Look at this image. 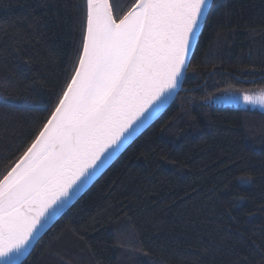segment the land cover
<instances>
[{
    "label": "trees",
    "instance_id": "obj_1",
    "mask_svg": "<svg viewBox=\"0 0 264 264\" xmlns=\"http://www.w3.org/2000/svg\"><path fill=\"white\" fill-rule=\"evenodd\" d=\"M82 2L0 0V179L72 75ZM109 2L119 19L136 0ZM212 3L171 105L21 264H264V115L209 104L264 89V0Z\"/></svg>",
    "mask_w": 264,
    "mask_h": 264
},
{
    "label": "snow or ice",
    "instance_id": "obj_2",
    "mask_svg": "<svg viewBox=\"0 0 264 264\" xmlns=\"http://www.w3.org/2000/svg\"><path fill=\"white\" fill-rule=\"evenodd\" d=\"M212 7V0H136L117 19L109 0H83L72 75L20 162L0 179V264H21L50 223L166 105ZM242 99L264 111V89ZM235 264L247 261L237 253Z\"/></svg>",
    "mask_w": 264,
    "mask_h": 264
},
{
    "label": "water",
    "instance_id": "obj_3",
    "mask_svg": "<svg viewBox=\"0 0 264 264\" xmlns=\"http://www.w3.org/2000/svg\"><path fill=\"white\" fill-rule=\"evenodd\" d=\"M110 3V2H109ZM133 9V8H132ZM131 9V10H132ZM200 35V34H199ZM198 35V37H199ZM198 40V39H197ZM197 40H195L193 42V50L195 48V45L197 43ZM193 51L190 52L189 54V59H188V63L186 65V68L184 70V75L183 77L181 78L180 82H179V86L176 88L175 91L172 92L168 102L166 103V105L151 119L149 120L145 125L144 127H142L121 149L120 151L116 154V156H114L112 158V160L88 183V185L84 188V190H82L76 197L73 198L72 202L70 203V205L68 207H66L64 209L63 212H61L51 223L50 225L47 227V229L41 234L40 237L37 238L36 241L33 242V247L32 249L34 248L35 244L37 243V241L44 235V233L95 183V181L115 162V160L133 143V141L139 137L148 127H150L166 110L167 108L170 106V104L172 103V101L174 100V98L176 97V95L178 94V92L180 91L181 89V86H182V82L184 80V76H185V73H186V70H187V67H188V64H189V61H190V58H191V55H192ZM237 103V102H235ZM20 162V159L17 161V163L13 166L15 167L18 163ZM12 167V168H13ZM11 168V169H12ZM32 249L30 250V252L32 251ZM30 254V253H29ZM28 254V255H29ZM27 255V256H28ZM27 256L21 261V263L27 258Z\"/></svg>",
    "mask_w": 264,
    "mask_h": 264
},
{
    "label": "rangeland",
    "instance_id": "obj_4",
    "mask_svg": "<svg viewBox=\"0 0 264 264\" xmlns=\"http://www.w3.org/2000/svg\"><path fill=\"white\" fill-rule=\"evenodd\" d=\"M132 8H130L128 11H130ZM261 90L262 89H260V90H246V91H232V90L231 91H227V92H224V93L216 96L217 99L215 100L214 103L215 104H229V103L237 102V104H240L241 106L245 105V107L244 106L243 107L246 110H249V111H252L254 113H259L261 115H264V111H262L259 106L253 107L252 105L245 104L243 102V99H242V97L245 94L254 96V95L260 93ZM229 96L232 97V99H228Z\"/></svg>",
    "mask_w": 264,
    "mask_h": 264
},
{
    "label": "bare ground",
    "instance_id": "obj_5",
    "mask_svg": "<svg viewBox=\"0 0 264 264\" xmlns=\"http://www.w3.org/2000/svg\"><path fill=\"white\" fill-rule=\"evenodd\" d=\"M186 74V73H185ZM185 77V76H184ZM183 83V82H182ZM173 102V101H172ZM171 105V104H170ZM168 109V108H167Z\"/></svg>",
    "mask_w": 264,
    "mask_h": 264
}]
</instances>
